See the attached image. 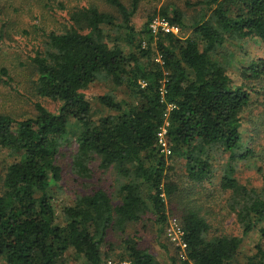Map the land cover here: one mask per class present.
I'll use <instances>...</instances> for the list:
<instances>
[{"label":"trees","instance_id":"1","mask_svg":"<svg viewBox=\"0 0 264 264\" xmlns=\"http://www.w3.org/2000/svg\"><path fill=\"white\" fill-rule=\"evenodd\" d=\"M103 1L115 12L95 5L76 9L73 24L48 33L45 49L32 57L38 95L59 101V110L39 102L36 115L25 119L0 111V148L14 156L0 171V264H69L71 249L83 264H105L116 251L109 241L112 233L122 234L123 249L116 254L121 260L163 264L127 230L150 215L162 232L168 225L165 196L171 197L177 187L167 174L159 140L166 119L172 153L186 159L192 179L211 182L214 153H229L219 185L230 191L244 234L260 228L264 239V189L242 185L231 164L237 156H259L245 144L244 134L253 127L244 113L264 96V54L238 64L225 52L227 41L234 45L256 38L264 46V0H199L202 15L191 25L176 6L163 7L159 16L193 31L187 38L164 32L155 36L150 23L156 13L137 30L133 17L140 0ZM2 15L0 10V43L8 24ZM233 66L240 82L232 75ZM1 75L9 76L7 67ZM101 77L126 87L137 101L126 103L114 92L97 95L117 114L96 121L85 89ZM72 119L79 126L73 173L90 177L95 161L105 170L114 167L119 199L96 188L58 213L51 190L63 180L60 153L70 142ZM180 220L186 257L180 246H165L172 264H264L263 241L240 262L242 237L211 236L207 219L193 208Z\"/></svg>","mask_w":264,"mask_h":264},{"label":"rangeland","instance_id":"2","mask_svg":"<svg viewBox=\"0 0 264 264\" xmlns=\"http://www.w3.org/2000/svg\"><path fill=\"white\" fill-rule=\"evenodd\" d=\"M126 1L130 3L131 0ZM90 5L98 6L107 12H115L114 8L103 0H0L2 16L8 19L5 39L0 43V70L3 67L9 70L8 77L0 76L4 79V82H0V111L11 114L17 119H25L36 115V104L39 102L50 111L59 110V101L38 95L36 91L37 72L32 64V57L38 50L45 49L48 33L63 32L69 28L73 24L72 12ZM166 6L179 8L184 14L187 25H191L198 19L203 11L199 0H140L138 11L133 17L136 29H142L151 15L156 13L153 20L159 17L158 12ZM109 32L113 38L118 35L116 30ZM175 34L187 38L193 34V31L179 27ZM226 44L225 52L229 56H234L232 59L238 64L245 62L251 55L264 54V46L256 38L234 45L227 41ZM122 47L129 51L125 41H122ZM160 59L158 56L156 61L161 62ZM221 59L223 60V57ZM230 69L236 82H240L238 68L233 66ZM109 92H114L116 98L126 103L134 104L137 101V98L126 87H117L106 77H101L85 89V94L92 103V118L96 121L102 117L117 114V111L109 109L97 98V95ZM258 98L259 100L256 98L257 102L250 107L251 109L244 113L247 119L251 120L253 127L252 133L244 134V141L247 146L256 150L259 156L249 159L237 156L231 164L235 167V176L242 185L262 192L264 189V170H261L264 165V96ZM70 122V142L63 147L59 161L63 168V180L51 190L58 213L64 206L73 204L78 195L96 188L108 190L114 195V200L118 201L119 195L117 184H115L118 173L114 167L105 170L99 167L100 161H95L92 164L93 173L90 177L81 178L73 173L70 162L72 155L78 149L75 137L79 133V126L73 119ZM165 158L167 159V174L177 187L171 197L165 196L169 209L168 225L162 232L160 226L147 218L151 217L150 215L138 225H130L127 234L135 237L139 246L149 250L160 262L172 264L165 246L170 250L179 246L180 215L186 209L193 208L207 219L211 227V236L227 235L243 238L237 260L245 262L248 256L256 252L257 244L261 241L264 243V239H262L260 228L244 234L237 214L232 209L230 191L222 189L219 185L230 161L229 153H222L220 150L214 153L215 168L211 182L207 180L199 182L192 179L187 171L184 157H177L172 153L165 155ZM13 160L14 156L10 151L0 148V171L6 169ZM122 239L121 233L110 235L109 241L113 243L116 251L112 252L111 257L106 258L105 263L107 261H112L113 264L125 262L116 255L123 249ZM106 249L105 246L104 250ZM68 254L70 255L69 264H83V261L77 260L73 249L69 250Z\"/></svg>","mask_w":264,"mask_h":264},{"label":"built area","instance_id":"3","mask_svg":"<svg viewBox=\"0 0 264 264\" xmlns=\"http://www.w3.org/2000/svg\"><path fill=\"white\" fill-rule=\"evenodd\" d=\"M180 26L172 24L166 17H157L152 22L150 23V28L154 34H158L160 32L164 33H176L179 30ZM168 116V114L166 115ZM169 120L166 119L164 125L161 127V130L159 132V140L160 144L162 145V152H164L165 155H170L172 154V150L169 146V143L167 141L166 135L168 132V127H169ZM179 226V225H178ZM178 233H179V246L181 247L182 253L181 256L185 259V247L186 244L183 242L182 239V228L179 226L178 228ZM105 264H113L112 261H107ZM122 264H130L129 262L125 261Z\"/></svg>","mask_w":264,"mask_h":264}]
</instances>
